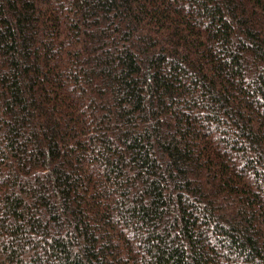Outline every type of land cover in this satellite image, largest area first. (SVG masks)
<instances>
[{
	"label": "trees",
	"instance_id": "16d2710c",
	"mask_svg": "<svg viewBox=\"0 0 264 264\" xmlns=\"http://www.w3.org/2000/svg\"><path fill=\"white\" fill-rule=\"evenodd\" d=\"M0 264H264V0H0Z\"/></svg>",
	"mask_w": 264,
	"mask_h": 264
}]
</instances>
